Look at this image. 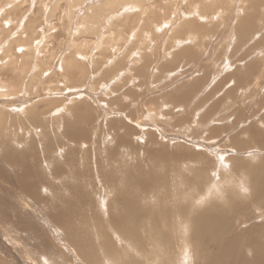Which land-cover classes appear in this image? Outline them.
<instances>
[{"label": "rangeland", "instance_id": "obj_1", "mask_svg": "<svg viewBox=\"0 0 264 264\" xmlns=\"http://www.w3.org/2000/svg\"><path fill=\"white\" fill-rule=\"evenodd\" d=\"M0 1V264H210L215 214L264 241V0Z\"/></svg>", "mask_w": 264, "mask_h": 264}, {"label": "bare ground", "instance_id": "obj_2", "mask_svg": "<svg viewBox=\"0 0 264 264\" xmlns=\"http://www.w3.org/2000/svg\"><path fill=\"white\" fill-rule=\"evenodd\" d=\"M20 1H22V0H20ZM56 2H54V4H53V7H55L58 3H59V0H55ZM73 1H75V0H68V3H70L69 4V8H71V5H72V3H73ZM84 0H80V2H83ZM107 1V0H106ZM23 2H25V0H23ZM105 2V1H104ZM111 2L112 3H114V6L115 5H118L117 7H119V4H115V2L116 3H118V2H122V4L123 3H129V4H131V6H133V7H135V9H137V8H142L143 7V3H145V0H109L108 2H106L107 3V5L110 3V5H111ZM103 3V2H102ZM201 3V2H200ZM19 4V3H18ZM60 4V3H59ZM129 4H127V5H129ZM0 5H2V1H0ZM97 5V4H96ZM106 5V4H105ZM109 5V6H110ZM3 6V5H2ZM8 6V5H7ZM58 6V5H57ZM198 6V5H197ZM7 8V7H6ZM52 8V7H51ZM55 8H57V7H55ZM74 8V7H73ZM90 8V7H89ZM86 9V11H84L81 15L82 16H80L81 18H82V20L84 21L85 20V15H86V17L88 16V14H90L91 13V10H93V9ZM145 8V7H144ZM198 8H200V7H198ZM2 9H0V11H1ZM70 10H72V9H70ZM6 11V10H5ZM50 11H51V9H50ZM93 11H95V10H93ZM163 11V10H162ZM90 12V13H89ZM146 12H148V11H146ZM1 13H3L4 14V10H2V12ZM165 13V12H164ZM168 14V13H167ZM90 16H91V14H90ZM93 16V15H92ZM95 16V15H94ZM101 16V15H100ZM120 16V15H119ZM111 17V16H110ZM109 16H108V18H110ZM80 18V19H81ZM95 18H96V16H95ZM99 18H104V17H99ZM120 18V17H119ZM89 19H91L90 17H89ZM94 19V18H93ZM114 18H112V19H110L109 20V23L108 24H110V22L113 20ZM118 19V18H117ZM81 20V21H82ZM106 20V19H105ZM118 21V20H117ZM119 21H121V19L119 20ZM11 22V21H10ZM115 22V21H114ZM122 22H124V23H126L125 21H122ZM76 23L77 24H75L76 25V28H77V31L76 32H74V34L75 33H77V34H79V32L81 31V30H83V29H85L87 26V23L84 21V23H82L81 24V22L80 23H78V21H76ZM28 26L27 27H25V29H24V32L23 33H21L24 37H22V35L20 36V38H16V40H17V43H18V45H20V43H22L21 44V47H23L24 48V51L26 52V55H31V54H33V56H35L36 57V63H34L35 64V69L36 68H38L39 67V61L40 60H38V55L40 54V53H38L39 52V50L37 51V52H35V49L33 48V38H34V32L36 31V26H35V23H29V24H27ZM121 25V24H120ZM162 25V24H161ZM155 26V25H154ZM93 27V26H92ZM92 27H90V28H92ZM23 28V27H22ZM200 32V31H199ZM148 33V32H147ZM147 33H142L143 35H145V34H147ZM136 34V33H135ZM20 35V34H19ZM19 35H17V36H19ZM47 34H45V36H46ZM149 37H151L150 36V34H147ZM16 36V37H17ZM48 36V35H47ZM47 36H46V38H47ZM108 36V35H107ZM146 36V35H145ZM103 37L104 36H101L100 37V39H98V40H100V41H102L103 43H104V39H103ZM12 39V38H11ZM23 40V41H19V40ZM192 39V38H191ZM44 40H46V39H44ZM104 40V41H103ZM143 40V39H142ZM149 40V39H148ZM264 40V39H263ZM174 41V40H173ZM190 41H193V40H190ZM195 41V40H194ZM44 42H46V41H44ZM100 43V44H97V46H102V45H104L103 43ZM197 42V41H196ZM260 45V44H259ZM7 47V46H6ZM19 47V46H18ZM260 47V46H259ZM4 48V47H3ZM10 48V47H9ZM32 49L34 50L33 51V53L31 52L32 51ZM39 49V48H38ZM7 50V49H6ZM43 50V49H42ZM22 51H23V49H22ZM45 52H46V50H45ZM18 54V53H17ZM21 54V53H20ZM74 54V53H73ZM9 55H10V53H9ZM16 56V54H14V53H12V55L10 56L11 57V59L13 58V57H15ZM21 56H23V54L21 55ZM25 56V55H24ZM10 57H8V58H10ZM38 57V58H37ZM72 57V56H71ZM75 57V56H74ZM23 58V57H22ZM24 59V62H22L21 64L19 63V73H24L23 71V69H25L26 68V66H27V64L29 63L28 61H27V59H25V57L23 58ZM41 59V58H40ZM70 59H72V58H70ZM35 60V59H34ZM7 61V60H6ZM16 61H18V58H17V60ZM21 61V60H20ZM19 61V62H20ZM10 64H11V66L13 65L12 63H14L15 62V60L14 61H11V60H9L8 61ZM7 62V63H8ZM67 63H69V62H67ZM70 64V63H69ZM71 64H73V63H71ZM75 65H76V63H75ZM31 66V65H30ZM32 66H34V65H32ZM66 66V67H65ZM74 66V65H73ZM256 66V65H255ZM62 67H63V70L66 68L67 69V67H68V64H64V66L62 65ZM70 68V67H69ZM72 68H75V67H72ZM71 68V69H72ZM14 70H16V69H14ZM23 70V71H22ZM73 70V69H72ZM33 71V73H32V76L30 77V79L31 78H33V76L35 75V72H34V70H32ZM18 74V73H17ZM79 76V75H78ZM19 78V77H18ZM22 80L23 79H21V78H19V81L21 82V85H22ZM32 80V79H31ZM28 83V84H27ZM30 82L28 81V82H26V84L25 85H27V86H29L30 84H29ZM21 85H19V84H16V83H14V82H10V81H7V80H1V87H2V89H3V92H1V90H0V95L2 94V93H4V94H12L13 92L15 93L16 92V90L17 89H21ZM28 88V87H27ZM255 89V88H254ZM24 90H26L25 88H24ZM29 90V89H28ZM27 93V92H26ZM12 96V95H11ZM5 98V97H4ZM24 108V107H23ZM264 118V117H263ZM261 130V129H260ZM5 132V131H4ZM260 133V132H259ZM263 133V132H262ZM262 137V136H261ZM257 139V138H256ZM259 139V138H258ZM260 140V139H259ZM28 145V144H27ZM5 149V148H4ZM17 152H19V151H17ZM3 155V154H2ZM1 155V156H2ZM6 155V154H5ZM5 157V156H4ZM8 157H10V156H8ZM6 159V158H5ZM12 159V158H11ZM23 161V160H22ZM9 162H11V161H9ZM26 162V161H25ZM27 163V162H26ZM30 163V162H29ZM73 166V165H72ZM4 167V166H3ZM2 167V168H3ZM21 168V167H20ZM1 169V168H0ZM4 169V168H3ZM65 170V169H64ZM26 175V174H25ZM137 182V181H136ZM7 183V182H6ZM36 185V184H35ZM256 185H258V184H256ZM24 187L25 185H19V187ZM29 186V185H28ZM262 187V186H261ZM29 188V187H28ZM20 189H22V188H20ZM32 189H33V186H32ZM147 189V188H146ZM23 192V191H22ZM256 192V191H255ZM262 193V192H261ZM22 194V193H21ZM37 194V193H36ZM255 194V193H254ZM258 194V197L260 198V196H259V192L257 193ZM23 196V195H22ZM21 196V197H22ZM120 196V195H119ZM0 198H2V197H0ZM4 198V197H3ZM125 198V197H124ZM6 200V199H5ZM227 200V199H226ZM258 200V199H257ZM4 203V202H3ZM6 203V202H5ZM125 204V203H124ZM228 204V203H227ZM258 204V203H257ZM124 207V206H123ZM131 207V206H130ZM136 207V206H135ZM122 211V210H121ZM131 211H132V207H131ZM75 211L74 210H71V209H69V210H65L64 211V215L62 214V215H58V217H63L64 216V219L65 220H69V218H70V216L74 213ZM127 212V211H126ZM135 212V211H134ZM132 214V213H131ZM121 215H123V214H121ZM165 216V215H164ZM223 216V215H222ZM55 217H57L56 215H55ZM224 217V216H223ZM72 218H73V216H72ZM120 218V217H119ZM118 218V219H119ZM118 219H116L115 221H117ZM122 219V218H121ZM201 219V218H200ZM128 220V219H127ZM126 220V221H127ZM180 220V219H179ZM61 221V220H60ZM210 221V222H209ZM125 222V221H124ZM128 222V221H127ZM207 222V223H206ZM219 222H221V217L219 216V215H216L215 214V216H213V217H209L207 220L205 219H203V221L202 220H197L196 221V223H197V225L195 226V230L193 231L194 233H193V236L195 237V240L194 241H191L192 243H193V245L194 246H201V245H205V241H206V237H208L209 238V240H211V241H213L214 240V238H216V237H214L212 234L210 235V233H213L214 231H216V233L218 234L217 236H218V238L220 239L219 240V242H218V244L216 245V249H214L215 251H210V253H208V257L207 258H209V261H210V264H246V262H248L244 257L245 256H243V258H242V256L241 255H237V253H239V252H237L238 251V248H243L244 247V249L245 248H249V247H247V246H245L244 244L245 243H250V244H252V246L254 245V248H255V252H254V255H253V258H251V260L250 259H248L249 261H251L253 264H264V241L262 242V241H259L258 239H255V238H253L252 239V237H250V238H248V239H246V240H243L241 237H240V235H236V236H229L228 237V239H226V240H224L223 239V237H221L222 235H223V232H224V230L222 231V228L223 227H220V225L218 224ZM118 223H119V221H118ZM128 223H130V222H128ZM220 224H222V223H220ZM130 227V226H129ZM121 228V227H120ZM125 228V227H124ZM131 228V227H130ZM225 228V227H224ZM128 229V228H127ZM119 230V229H118ZM131 231V230H130ZM209 231V232H208ZM124 232H128V231H124ZM132 232V231H131ZM174 232H176V231H174ZM130 233V232H129ZM131 234V233H130ZM226 234V233H225ZM224 234V235H225ZM127 235V234H126ZM129 235V234H128ZM132 235V237L134 238V235L133 234H131ZM131 235H130V237H131ZM223 235V236H224ZM174 236V238L176 239V242L177 243H180L181 244V239H177V237L175 236V235H173ZM185 237H187V236H185ZM191 239H192V237H190ZM185 240H187L186 238H185ZM196 241H198V244H197V242ZM224 241H226L225 243H224ZM209 242V241H208ZM189 245V244H188ZM192 245V246H193ZM207 245V244H206ZM244 245V246H243ZM209 246V245H208ZM243 246V247H242ZM182 247V246H181ZM196 248V247H195ZM254 248H252V249H254ZM199 250V249H198ZM201 250V249H200ZM181 251H182V249H181ZM243 252V251H242ZM186 255H187V253L186 252H184ZM196 253V252H195ZM205 253V252H204ZM202 255V254H201ZM191 256V255H190ZM187 257H188V255H187ZM147 258V257H146ZM185 258V257H184ZM189 260V259H188ZM190 261V260H189ZM188 261V262H189ZM184 263V262H183ZM205 263V262H204ZM209 263V262H208ZM185 264V263H184ZM248 264V263H247Z\"/></svg>", "mask_w": 264, "mask_h": 264}, {"label": "clouds", "instance_id": "obj_3", "mask_svg": "<svg viewBox=\"0 0 264 264\" xmlns=\"http://www.w3.org/2000/svg\"><path fill=\"white\" fill-rule=\"evenodd\" d=\"M241 192H244V189L243 188H241Z\"/></svg>", "mask_w": 264, "mask_h": 264}]
</instances>
